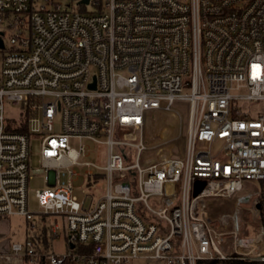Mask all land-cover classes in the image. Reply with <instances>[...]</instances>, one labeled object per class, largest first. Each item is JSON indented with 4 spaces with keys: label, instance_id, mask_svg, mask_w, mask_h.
<instances>
[{
    "label": "built area",
    "instance_id": "1",
    "mask_svg": "<svg viewBox=\"0 0 264 264\" xmlns=\"http://www.w3.org/2000/svg\"><path fill=\"white\" fill-rule=\"evenodd\" d=\"M68 1L0 0V219L24 217L33 231L35 214L50 215L67 233L63 254L34 235L10 244L0 264L264 263V111H250L264 102V0ZM175 101L188 104L183 156L141 160L147 112L172 113ZM90 143L103 147L100 163L82 160ZM76 166L87 167L88 186L104 183L101 194L78 198ZM36 175L50 185L35 190L33 213ZM245 181L263 185L241 194ZM214 197L251 201L252 234L236 212L230 231L214 228L206 210Z\"/></svg>",
    "mask_w": 264,
    "mask_h": 264
},
{
    "label": "rangeland",
    "instance_id": "2",
    "mask_svg": "<svg viewBox=\"0 0 264 264\" xmlns=\"http://www.w3.org/2000/svg\"><path fill=\"white\" fill-rule=\"evenodd\" d=\"M64 4H71L73 8L76 7L77 1H68ZM88 12H93L94 7L92 4L86 5ZM6 47L8 46L7 37L4 38ZM3 52L0 51V66ZM172 113H166L159 110H152L147 112L148 120L143 130L144 142L150 147L149 151L141 154V160H145L148 157L154 159H160L161 157L176 156L182 157L185 151L186 141V127L188 117V104L184 101H175L172 106ZM251 113L258 111H264V102L253 103L251 106ZM178 113V116L176 113ZM18 113L16 108L6 105L5 114L15 117ZM58 120V118L56 119ZM54 128L58 129V122H55ZM91 153L89 156L82 160L90 161L94 163H100L103 160V147L90 143ZM214 151L218 150V146H214ZM133 162V158L131 160ZM30 168H36L40 165L39 158V142L31 139V155L29 159ZM73 169L80 174V176L73 181L75 186L76 195L79 199L84 197V193H94L98 196L104 189V183L98 182L99 187H92L87 185V180L84 177V172L87 167L76 166ZM59 182L61 185H65L68 181L67 172L61 170L59 172ZM44 175L33 176L28 184V208L31 212L36 213L40 211V207L35 198V190L45 187ZM244 185L246 189L241 194L247 193L250 189H259L262 182L259 181H245ZM240 194V193H239ZM251 201L237 206L235 197L222 198L214 197L206 201V210L208 217L214 226L222 232H227L232 229L231 216L236 212L238 216L239 228L243 234L249 235L255 230L257 226L256 218L251 214ZM32 224L35 225V229L30 231L28 228V222L21 216H10L0 220V249L5 251L7 246L12 243H24V241L35 236L42 235L43 229L46 230L48 251L54 254H63L66 251V230L63 228V221L59 217L54 216H40L34 215ZM57 225V238H50V228ZM228 235L224 237L223 252L226 255H230L232 246ZM2 254V253H0ZM12 264H40L32 262L30 260H15ZM129 264H164L157 260L138 258L132 260Z\"/></svg>",
    "mask_w": 264,
    "mask_h": 264
},
{
    "label": "trees",
    "instance_id": "3",
    "mask_svg": "<svg viewBox=\"0 0 264 264\" xmlns=\"http://www.w3.org/2000/svg\"><path fill=\"white\" fill-rule=\"evenodd\" d=\"M18 131H25L26 128L25 126H21L20 128L17 129ZM46 230L43 229L42 232V239L45 247L47 246L45 238H46ZM29 260V259H26ZM40 264H42L40 262ZM197 264H264L262 262H256V261H251V260H242V259H226V260H209V261H200Z\"/></svg>",
    "mask_w": 264,
    "mask_h": 264
},
{
    "label": "water",
    "instance_id": "4",
    "mask_svg": "<svg viewBox=\"0 0 264 264\" xmlns=\"http://www.w3.org/2000/svg\"><path fill=\"white\" fill-rule=\"evenodd\" d=\"M89 0H80V4H87ZM3 44L0 40V48H2ZM91 87H94V85H92ZM204 183L203 182H197L194 186V192L193 195H197L199 192H201V190L203 189Z\"/></svg>",
    "mask_w": 264,
    "mask_h": 264
},
{
    "label": "crops",
    "instance_id": "5",
    "mask_svg": "<svg viewBox=\"0 0 264 264\" xmlns=\"http://www.w3.org/2000/svg\"><path fill=\"white\" fill-rule=\"evenodd\" d=\"M48 176H49V178H50V172H49ZM45 184H46V185H50V180H49L48 183H45ZM46 185H45V186H46ZM0 220H1V219H0ZM8 248H9V245L7 246V248H6L5 251H3V250L0 249V253H5V252H7Z\"/></svg>",
    "mask_w": 264,
    "mask_h": 264
},
{
    "label": "snow or ice",
    "instance_id": "6",
    "mask_svg": "<svg viewBox=\"0 0 264 264\" xmlns=\"http://www.w3.org/2000/svg\"><path fill=\"white\" fill-rule=\"evenodd\" d=\"M254 67H256V66H254Z\"/></svg>",
    "mask_w": 264,
    "mask_h": 264
}]
</instances>
